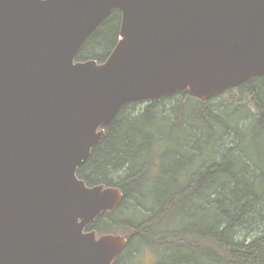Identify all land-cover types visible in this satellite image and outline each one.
Instances as JSON below:
<instances>
[{
  "label": "water",
  "instance_id": "1",
  "mask_svg": "<svg viewBox=\"0 0 264 264\" xmlns=\"http://www.w3.org/2000/svg\"><path fill=\"white\" fill-rule=\"evenodd\" d=\"M103 63L77 61L114 10ZM264 75V0H0V264H112L127 238L87 231L122 200L77 171L122 107L210 99Z\"/></svg>",
  "mask_w": 264,
  "mask_h": 264
},
{
  "label": "trees",
  "instance_id": "2",
  "mask_svg": "<svg viewBox=\"0 0 264 264\" xmlns=\"http://www.w3.org/2000/svg\"><path fill=\"white\" fill-rule=\"evenodd\" d=\"M121 24L114 10L76 60L105 62ZM233 90L238 102H215ZM104 131L77 175L123 193L87 227L132 232L112 264H130L142 245L155 264H264V75L210 99L184 89L129 102Z\"/></svg>",
  "mask_w": 264,
  "mask_h": 264
},
{
  "label": "rangeland",
  "instance_id": "3",
  "mask_svg": "<svg viewBox=\"0 0 264 264\" xmlns=\"http://www.w3.org/2000/svg\"><path fill=\"white\" fill-rule=\"evenodd\" d=\"M242 94L238 91V90H233L231 92L225 93L223 94L219 99H217L215 102H224V103H235L239 101V98ZM249 98L248 96H244V101L248 102ZM250 106L254 109L253 105L250 104ZM179 136H181V133L179 134ZM183 136V135H182ZM228 143V141H226ZM159 148H157L158 150ZM122 234V235H121ZM121 234H116V235H121L125 238H127L125 235H131L132 232L128 231V230H123L121 232ZM125 234V235H123ZM97 236H101L100 233L97 234ZM131 250L132 252L135 254H137L136 257H134L131 260L130 264H155L157 259H158V255L154 252V250L149 247V246H139V250L136 251V247L135 246H131Z\"/></svg>",
  "mask_w": 264,
  "mask_h": 264
}]
</instances>
